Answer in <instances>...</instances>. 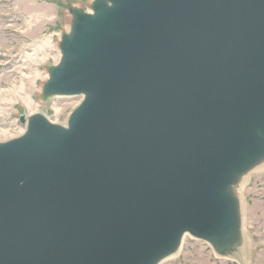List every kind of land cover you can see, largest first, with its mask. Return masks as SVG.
<instances>
[{"label":"water","instance_id":"water-1","mask_svg":"<svg viewBox=\"0 0 264 264\" xmlns=\"http://www.w3.org/2000/svg\"><path fill=\"white\" fill-rule=\"evenodd\" d=\"M72 9L44 94L0 144V264H157L185 233L239 240L229 188L264 157V0H98Z\"/></svg>","mask_w":264,"mask_h":264},{"label":"rangeland","instance_id":"rangeland-1","mask_svg":"<svg viewBox=\"0 0 264 264\" xmlns=\"http://www.w3.org/2000/svg\"><path fill=\"white\" fill-rule=\"evenodd\" d=\"M94 0H0V135L24 136L31 114L67 124L82 97L44 94L62 59L60 44L71 31L72 9L92 11ZM244 244L218 253L208 242L186 237L180 255L163 264H264V174L240 193Z\"/></svg>","mask_w":264,"mask_h":264},{"label":"bare ground","instance_id":"bare-ground-1","mask_svg":"<svg viewBox=\"0 0 264 264\" xmlns=\"http://www.w3.org/2000/svg\"><path fill=\"white\" fill-rule=\"evenodd\" d=\"M97 1L98 0H94L93 1L92 5H91V8H92V6ZM86 13L94 14V11L93 10L92 11H87ZM66 34L70 35L71 34V31H69V33H66ZM76 96L83 98L81 104L77 107V108H79L83 104V102H84V100L86 98V95H52L50 97H76ZM77 108L74 110V112L77 110ZM73 113L69 116L68 121H67V124H65V125H60V124H57V123H53V124L58 125V126H60L62 128H66V129L69 128V123H70V120H71V117H72ZM31 115L32 116H35V115H41V114H38V113L34 112ZM3 138L9 140L8 138H13V137H9L5 133L4 134H1L0 135V142L7 141V140H2ZM259 174H264V157L262 159H260L258 162H256L254 165L250 166L248 169H245L241 173H239L237 175V177H236L235 182L229 188V194L237 202V210H238V213H239V216H240V226H239V232H238L239 240L235 244V246H238V245L239 246L240 245L242 246V243L244 244V239L242 238V234L243 233H242V216H241L240 193L243 191V189L245 188V186L248 184V182L250 181V179L252 178V176L259 175ZM189 236L190 237H193L190 234L185 233L182 236L181 241H180V244L178 245V247L174 251H172L171 253H169L165 257H163L157 264H163L166 261H169L171 259H174V258L178 257L180 255L181 251H182V248H183V245H184V242H185L186 237H189Z\"/></svg>","mask_w":264,"mask_h":264}]
</instances>
